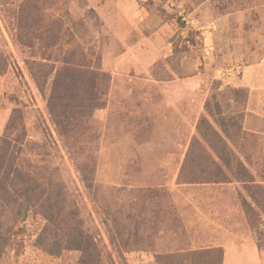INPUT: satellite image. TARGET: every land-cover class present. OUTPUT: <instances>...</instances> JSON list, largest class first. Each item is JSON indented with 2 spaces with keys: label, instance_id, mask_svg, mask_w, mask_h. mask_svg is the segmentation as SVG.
<instances>
[{
  "label": "rangeland",
  "instance_id": "374dc122",
  "mask_svg": "<svg viewBox=\"0 0 264 264\" xmlns=\"http://www.w3.org/2000/svg\"><path fill=\"white\" fill-rule=\"evenodd\" d=\"M221 235L264 264V0H0V264H222Z\"/></svg>",
  "mask_w": 264,
  "mask_h": 264
},
{
  "label": "crops",
  "instance_id": "0c3cea01",
  "mask_svg": "<svg viewBox=\"0 0 264 264\" xmlns=\"http://www.w3.org/2000/svg\"><path fill=\"white\" fill-rule=\"evenodd\" d=\"M220 238L226 241L225 244H218L223 249L222 264H262L263 254L260 253L252 244H241V241H234L227 244L226 238L221 235ZM238 237H235L237 240Z\"/></svg>",
  "mask_w": 264,
  "mask_h": 264
},
{
  "label": "trees",
  "instance_id": "16d2710c",
  "mask_svg": "<svg viewBox=\"0 0 264 264\" xmlns=\"http://www.w3.org/2000/svg\"><path fill=\"white\" fill-rule=\"evenodd\" d=\"M206 122V119L205 120H202L201 121V123H203V122ZM207 123H208V121H207ZM218 125H220V129L224 132V133H226V128L225 127H223V125L221 124V123H218ZM208 126H209V128H212L213 130V134H215L216 135V139H217V141L219 142L220 141V139H221V137H220V135H219V133L218 132H216L217 130L215 129V128H213L212 127V125L210 124V123H208ZM201 126H198V131H199V133H200V137L201 138H205V140L206 141H208L207 140V136L205 135V133L203 132V131H201V129L199 130V128H200ZM199 137V138H200ZM197 138V137H196ZM194 141H197L196 139L194 140ZM214 151H215V153L217 154V157L219 158V159H221L222 161H223V163L226 165V166H228L229 164H231V158H229L228 156H225V154H223V153H221V152H219L218 150H215L214 149ZM237 164H238V162H237ZM241 167H242V170H245V168H244V166H242L241 165ZM217 170L221 173V174H223L224 172H223V170H222V168H217ZM246 171V170H245ZM82 237H84V236H82ZM83 244H80L79 242L78 243H76V242H73V244L71 243V242H69V247H76V248H78V249H80V250H82V251H87L88 250V248L87 247H85V246H82ZM222 254V253H221Z\"/></svg>",
  "mask_w": 264,
  "mask_h": 264
},
{
  "label": "built area",
  "instance_id": "2783aa9c",
  "mask_svg": "<svg viewBox=\"0 0 264 264\" xmlns=\"http://www.w3.org/2000/svg\"><path fill=\"white\" fill-rule=\"evenodd\" d=\"M168 3L172 2V0H167Z\"/></svg>",
  "mask_w": 264,
  "mask_h": 264
}]
</instances>
